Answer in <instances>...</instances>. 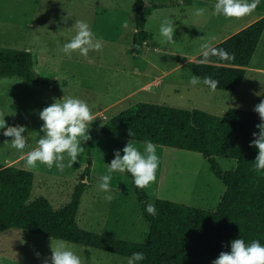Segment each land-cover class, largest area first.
<instances>
[{
	"label": "rangeland",
	"instance_id": "374dc122",
	"mask_svg": "<svg viewBox=\"0 0 264 264\" xmlns=\"http://www.w3.org/2000/svg\"><path fill=\"white\" fill-rule=\"evenodd\" d=\"M149 1H158L164 6L180 2L183 6L172 7L145 19V29H153V37L159 43L157 32L160 22L166 18L173 19L176 25L173 35L175 42L160 43L169 46L170 53L161 56L154 54L158 57L154 61L159 68L137 64L142 75L134 76L129 72L134 63L129 52H139V45L131 42L136 31L135 0H0V46L24 49L35 31L46 28V35L38 38L49 53H54L52 65H63L65 74L83 79L82 83H70L66 87L58 83L51 89L37 81L29 83L18 77L0 76V113L8 121L6 127L0 129V161L5 156L14 158L21 153L11 148V141L6 142L3 133L8 127L26 125L28 147L24 152L36 146V140L42 135L40 126L43 121L39 111L55 99L63 95L80 97L88 102L94 113L103 103L132 90L125 95L126 99L117 101L119 103L113 108L94 116L88 129L90 139L82 142L84 151L71 166H68L65 154L63 171L43 164L30 170L34 173V180L29 200L44 196L54 208H60L69 201L73 187L83 178L87 186L80 199L77 224L89 231L139 242L144 241L148 224L141 215L132 178L126 172L112 173L114 198L111 201L104 199L105 194L98 190L97 185L100 176L106 172V163L114 158V150L122 149L129 141L142 150L143 141L102 134L99 124L137 102L198 108L214 115H223L230 107L240 108L238 102L247 101L244 107L254 111V106L264 99L263 73L247 71L237 93L210 89L201 84L193 86L188 82L192 73L187 63L202 53L201 44L208 41L210 36L215 37L210 43L222 39L230 29L243 20L247 21L255 13L250 12L239 18L212 15L215 0H190V8L185 3L187 0ZM258 2L264 5V0ZM29 5L36 11L33 28L28 27ZM197 7L205 8V14L196 15ZM107 18L116 21L115 38L104 26V22L108 24ZM77 20H86L91 30L103 37L104 46L100 51L89 50L87 56L80 55L76 50L73 53L77 59L69 61L70 56L63 53L61 48L75 35ZM128 46H132L129 52ZM109 48L112 51L108 53L106 50ZM42 56L51 65V57ZM98 56L104 61L103 67L96 63ZM65 57H68V61ZM255 62L264 66L263 48H259L254 55L252 63ZM141 81L147 83L139 88ZM156 145L159 157L156 179L144 188L149 201L160 198L214 210L225 185L212 173L208 161L199 152ZM88 154L90 163L85 174ZM215 160L222 170H232L237 164L232 158L217 156ZM15 166L21 167V164ZM48 176L50 180L45 179ZM61 241L74 246L82 264H127V257L124 256L15 228L0 232V264H43L45 259H50L51 245Z\"/></svg>",
	"mask_w": 264,
	"mask_h": 264
},
{
	"label": "trees",
	"instance_id": "16d2710c",
	"mask_svg": "<svg viewBox=\"0 0 264 264\" xmlns=\"http://www.w3.org/2000/svg\"><path fill=\"white\" fill-rule=\"evenodd\" d=\"M142 4V0H135L134 45H141L148 36L144 30L147 9L142 10ZM150 6L163 4L152 2ZM263 30L264 16L213 45L230 53V59L211 55L207 62H201L200 53L187 66L192 75L215 79V89L234 92ZM0 76L38 81L32 53L0 46ZM258 123L257 112L239 108L230 107L223 115H214L198 108L137 102L110 117L101 127L102 134L143 142L151 140L155 144L199 152L225 185L214 210L157 198L152 201L157 215L152 216L145 211L150 201L144 188L133 183L148 231L141 242L118 238L77 224L80 199L87 186L83 178L74 186L69 201L56 209L44 196L29 200L34 180L32 171L0 163V232L9 228L27 230L127 258L134 251H143L145 259L140 264H211L221 251L230 250V240L238 236L246 242L259 239L264 243V171L254 168L258 149L249 143L254 139L252 133L259 131ZM217 156L235 159V168L222 170L215 160ZM89 163L90 154L85 174ZM126 174L132 178L130 173Z\"/></svg>",
	"mask_w": 264,
	"mask_h": 264
},
{
	"label": "clouds",
	"instance_id": "9594fccd",
	"mask_svg": "<svg viewBox=\"0 0 264 264\" xmlns=\"http://www.w3.org/2000/svg\"><path fill=\"white\" fill-rule=\"evenodd\" d=\"M258 0H215L212 15H222L226 18L243 17L255 9ZM206 9L197 7L196 15L205 14ZM76 33L65 42L61 51L68 56L78 50L82 56H87L89 50L100 51L104 46V39L93 32L86 20L75 21ZM176 25L173 19H163L158 28L157 37L161 44H171L175 42L173 38ZM210 36L208 41L201 44L202 60L207 62L211 55H216L221 60H228L231 54L224 49L211 46L210 41L214 40ZM189 84L195 86L203 84L210 89H215L217 81L209 76L203 78L192 75L189 77ZM260 95V93H256ZM254 111L259 114L260 123L256 125L258 132H253L249 143L258 149L254 161V168L257 171H264V99L254 106ZM39 117L43 121L40 126L42 135L36 140V146L29 148L23 159L28 170L38 167V164L46 165L48 168L55 166L63 171L65 168V154L68 157V166H71L84 151L83 141L90 139L88 131L90 123L95 119L88 102L77 96H65L55 99L53 103L45 106L39 111ZM8 121L5 115L0 113V129H4ZM26 125L18 127H8L3 133L7 141H11V148L24 153L28 147V139L25 137ZM130 135L132 133L129 131ZM30 137V132H28ZM157 145L151 140L143 142L141 150L133 142L129 141L122 149L114 150V158L110 163H106V172L100 176L98 190L103 192L104 199L111 201L112 173H130L133 183L137 188H146L156 179V170L159 166L157 155ZM121 152L123 154H121ZM145 211L152 215H157V208L153 202L145 205ZM147 231V228H145ZM228 251H221L219 255L211 261V264H264V243L259 239L246 242L238 236L229 242ZM50 259H45L43 264H82L81 257L76 252L74 246L63 241L51 245ZM145 259L143 251H134L127 258V264H140Z\"/></svg>",
	"mask_w": 264,
	"mask_h": 264
},
{
	"label": "crops",
	"instance_id": "0c3cea01",
	"mask_svg": "<svg viewBox=\"0 0 264 264\" xmlns=\"http://www.w3.org/2000/svg\"><path fill=\"white\" fill-rule=\"evenodd\" d=\"M70 1H72V0H70ZM189 1L190 0H187V2H185V0H184V2L186 3L188 8H190V6H191ZM152 2L160 3L158 1H149L148 0V6L145 8V9H147V13L144 16V19H146L148 17H153V15H158L159 13H161L163 11L166 12L167 10H171L173 8H180L181 6H183V4L181 5V3L178 2L177 4H174V5H166V6L163 5L162 7H151L150 4ZM203 2H205V1H203ZM29 4H30V2H29ZM256 9H257V11H256ZM252 13H255V15L253 17H251L247 21H244V20L241 21V23L239 25H237L236 27L230 29L227 33H225V35L223 36L222 39L217 40L214 43H211V46H213L214 44L220 42L221 40L225 39L226 37L234 34L238 30L244 28L245 26L249 25L250 23L254 22L255 20L263 17L264 16V5L259 4V2H257L256 7H255V9H253ZM35 15H36V11H35L34 7L29 5V8H28V20H29L28 27H30V28L34 27V25L32 26V23H33L32 21H34ZM106 20L108 21V24L104 22V26L107 27V31L111 32V36L113 38H115L116 21L112 20V18H107ZM110 20H112V21L110 22ZM145 26H146V20H144V30L147 32L148 36H147V39H145L142 42V44L139 45V47H138V51L139 52L137 53V51H136L134 53H130L129 49H131L132 46H128V49H127V51L129 52V54L132 57V60L134 62L133 66L131 67L129 72L132 75H134V76L142 75V73L140 72V69L137 67V64H140L142 66L151 65L152 67L159 68V66H157L156 62L154 61V60H157L158 57L156 58V56L154 54L159 53L160 56H161V55L170 53L168 51L169 46L161 45L158 41H156V39L153 37V35H155V34L152 33L153 29H148L147 30V29H145ZM47 32H48V29H46V28H44L41 31L40 30L39 31H35L33 33L32 38L29 39V43H28L27 47L24 48V49H27L28 51H30L32 53V56H33V70L36 73V76L38 77V81L37 82L41 83L43 85H47L51 89L56 87L58 85V83H61L65 87L68 84L71 85L70 83H73V84H77V82H81L82 83V81H83L82 78L80 80H78L76 77H74V75L68 76V74H65L64 71L66 70V68L63 65H60V64L59 65H52V61H53L52 59L55 58L54 53L53 54L49 53L48 50H47L48 48L45 47V44L41 45V43H40L41 41L38 38V36H41L42 34L46 35ZM59 34H61V33H59ZM29 37H31L30 34H29ZM112 40H114V39H112ZM131 42L133 43V39H132ZM259 48H261V49L263 48L264 49V30H263V33H262V35H261V37L259 39V42H258V44L256 46V49H255V51H254V53L252 55L253 58H254V55H256V52H257V50ZM106 51L109 53L112 50H110V48H109V50H106ZM42 54H45V56L51 57L50 58L51 65H49V63L46 62V60H43ZM194 57L195 58L191 59L192 61L196 60V56H194ZM65 58L68 61V57H65ZM253 58H251L252 61L250 60L249 64L247 66H245V72H244L242 80L246 76L247 71H250L252 73H263L264 74V66H263V64H261L260 62L252 63L253 62ZM71 59H77V56H74V53H73L69 57V61H71ZM103 62L104 61L101 60L100 56H98L96 58V63L98 65H100V67H103ZM250 63L253 66H251ZM120 72H122V71H120ZM242 80H241L237 90L234 91V93H237L239 91L241 83H242ZM32 82H36V81H32ZM141 82L142 83L138 86L139 88L140 87L142 88L147 83L146 81H141ZM131 91H128V92H131ZM128 92H125L120 97L113 98L109 102L103 103L94 113H92L93 116L96 117V116L100 115L101 113H103L104 111H106V110H108L110 108H113L116 104H118L120 101H122V99L125 98V95L128 94ZM117 101H119V102L117 103ZM247 103H248L247 101H246V103L238 102L237 104L240 105V108L239 107L238 108L239 109L244 108V110H247V108L244 107V105H243V104H247ZM109 118L107 117L104 121H102L101 124H99V126L102 127L103 124ZM33 147H35V146H33ZM28 150H26L24 153H20L19 155L14 156V158H8L7 156H5L3 158V161H0V163L4 164V165H13V166H15V164H21V168H25V161L23 159V156ZM45 179L50 180L49 176L46 177ZM57 180L58 179H56L54 182H56Z\"/></svg>",
	"mask_w": 264,
	"mask_h": 264
},
{
	"label": "water",
	"instance_id": "95a60500",
	"mask_svg": "<svg viewBox=\"0 0 264 264\" xmlns=\"http://www.w3.org/2000/svg\"><path fill=\"white\" fill-rule=\"evenodd\" d=\"M142 2H143L142 10H144L148 6V2H147V0H142Z\"/></svg>",
	"mask_w": 264,
	"mask_h": 264
}]
</instances>
